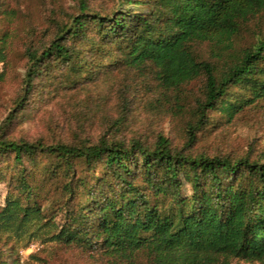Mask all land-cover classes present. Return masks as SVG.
Masks as SVG:
<instances>
[{
  "label": "trees",
  "instance_id": "1",
  "mask_svg": "<svg viewBox=\"0 0 264 264\" xmlns=\"http://www.w3.org/2000/svg\"><path fill=\"white\" fill-rule=\"evenodd\" d=\"M78 5L79 12L56 28L47 45L26 50L16 108L25 103L34 78L48 75L52 63L73 79L120 65L153 66L160 84L174 90L203 76L202 97L195 101L180 148L163 135L151 145L104 137L91 143H45L0 135V157L11 156L18 167L13 188L0 204V235L50 225L57 242L116 256L125 264L264 259V161L188 152L197 132L214 124L211 112L232 118L264 101V33L221 69L196 50L203 42L230 46L252 18L264 16V0H115L102 13L89 11L87 0ZM40 153L55 161L42 184L60 181L62 165L69 176L62 185L66 202L60 224L47 219L31 181L33 167L24 164ZM75 161L89 169L100 163L104 172L93 173L92 180L74 175ZM76 195L81 199L73 205ZM12 253L14 247L3 243L0 264H18L16 258L9 260Z\"/></svg>",
  "mask_w": 264,
  "mask_h": 264
},
{
  "label": "rangeland",
  "instance_id": "2",
  "mask_svg": "<svg viewBox=\"0 0 264 264\" xmlns=\"http://www.w3.org/2000/svg\"><path fill=\"white\" fill-rule=\"evenodd\" d=\"M87 3L89 11L102 13L110 11L115 0ZM78 6V0H0V135L29 141L40 139L45 143H91L104 137L145 145L163 135L173 148H180L186 142V125L194 119L195 101L202 97L203 76L174 90L160 84L153 66L120 65L94 77L73 79L72 73L65 69L61 72V66L55 68L52 63L48 75L34 78L21 108L15 107L23 93L26 50L40 51L56 28L79 12ZM261 33L264 16L257 15L227 48L203 42L196 50L200 58L221 69ZM211 115L216 118L214 124L197 132L188 152L232 158L248 155L264 161L263 100L245 106L232 118L221 116L219 111ZM52 162L55 161L40 153L35 161L24 164L33 167L31 181L37 184L36 192L47 219L60 224L66 202L62 185L69 176H64L62 165L57 168L60 181L42 184ZM17 171L11 156L0 157V204L6 192L12 190ZM72 172L92 180L104 170L100 163L89 169L83 162L75 161ZM183 193H188V189ZM80 199L81 195H76L73 205ZM54 232L55 227L50 225L33 224L20 235L1 233L0 246L5 242L7 247L13 246L14 254L9 260L16 258L18 264H125L116 256L61 244L52 236ZM220 264H264V259L230 258Z\"/></svg>",
  "mask_w": 264,
  "mask_h": 264
}]
</instances>
